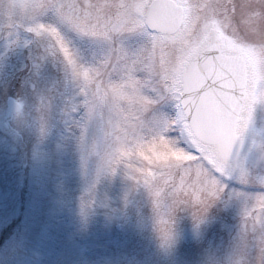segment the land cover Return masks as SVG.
Instances as JSON below:
<instances>
[{"label":"clouds","instance_id":"clouds-1","mask_svg":"<svg viewBox=\"0 0 264 264\" xmlns=\"http://www.w3.org/2000/svg\"><path fill=\"white\" fill-rule=\"evenodd\" d=\"M119 5L42 0L36 21L44 30L24 33L15 49L0 48V143L10 141L25 167L37 144L54 139L57 156L71 152L82 182L81 235L100 214L105 229L120 233L124 243L150 245V264H264V169L242 182L239 170L231 177L217 171L184 142L171 100L163 88L152 91L159 81L149 83L137 62L151 50V37L130 31L96 37L68 17L72 9L82 17L102 7L107 19ZM254 7L264 19V0ZM42 42L50 43L51 55L33 71ZM114 86H122L123 95L114 94ZM173 152L188 159L177 166ZM213 185L217 195H210ZM100 186H115V197L100 194Z\"/></svg>","mask_w":264,"mask_h":264},{"label":"rangeland","instance_id":"rangeland-1","mask_svg":"<svg viewBox=\"0 0 264 264\" xmlns=\"http://www.w3.org/2000/svg\"><path fill=\"white\" fill-rule=\"evenodd\" d=\"M245 4L251 9L238 13L243 18L242 27H234L232 32L225 23L222 37L232 36V40L220 41L228 51L247 57L254 72L252 80L264 81V19L260 11L252 10L253 0H245ZM219 17L227 22V13ZM190 26H183L174 35L176 40H162L161 35L152 32V48L137 62L146 71L149 83L153 77L159 81L153 92L163 88L168 95L169 85L177 95L181 92L188 56L201 44V40H188L193 35ZM45 63L41 58L33 71ZM127 67L129 71L136 70L135 64ZM129 86H133L131 81ZM168 97L172 102L173 98ZM9 144L7 140L0 143V264H150L151 246L131 238L124 243L126 238L120 233L105 229L100 214L91 218L86 235L79 233L82 182L70 151L57 156L54 139L37 144L25 167ZM173 155L177 166L188 159L182 152ZM211 157L217 169L218 155L209 147L204 159ZM163 159L167 161L166 156ZM105 191L115 197L117 188L100 186V194Z\"/></svg>","mask_w":264,"mask_h":264},{"label":"snow or ice","instance_id":"snow-or-ice-1","mask_svg":"<svg viewBox=\"0 0 264 264\" xmlns=\"http://www.w3.org/2000/svg\"><path fill=\"white\" fill-rule=\"evenodd\" d=\"M120 11L115 17L105 18L103 8H97L94 12L89 11L81 14L78 9H72L68 13L70 20L75 19L77 26L83 28L85 31H89L92 36L103 37L105 39H111L113 33H120L125 31L135 32L140 35L149 36L153 31V21L144 13L143 9L146 7L144 0H120ZM168 7L177 8V5L168 4ZM179 13H177V16ZM91 22V23H89ZM44 30L43 25L36 23L31 29L35 34H40ZM17 44L24 39V33L17 32ZM12 36H9L11 41ZM50 39L55 44L62 45L61 39L54 33H50ZM215 42V40H212ZM74 79H79V74L74 72ZM84 80L86 83H90V77L87 73H84ZM114 94L123 95L122 86H114ZM168 95L174 100L181 99L177 93L172 89L171 85L168 86ZM256 95L258 97V103L253 102L250 105L245 104L243 110L239 115H233L229 118L226 125L216 127L209 125L201 128L198 125L190 123L191 117L185 115V110L176 104L175 120L180 136L189 147L197 152L203 159L204 153L208 151L209 146L214 145V150L218 154L219 165L221 173L227 174L231 177L232 172L237 168L232 166L233 157L239 158L240 154L244 151L249 138V130L255 120L257 109L260 106H264V81H261L257 86ZM168 125L167 120L159 122L161 130H166ZM253 149H258L264 154V136H261L259 144L256 143V139L252 138L251 147L248 148L249 152ZM176 152H173V154ZM216 157H214L215 159ZM241 172L242 182L247 181V170L239 168ZM264 182V181H262ZM210 195H217L216 188L213 185L209 189ZM81 213L84 214L83 205L81 206Z\"/></svg>","mask_w":264,"mask_h":264},{"label":"flooded vegetation","instance_id":"flooded-vegetation-1","mask_svg":"<svg viewBox=\"0 0 264 264\" xmlns=\"http://www.w3.org/2000/svg\"><path fill=\"white\" fill-rule=\"evenodd\" d=\"M154 0H144L146 7L143 9L147 15L148 9ZM183 9V23L182 26L186 27V24H191L190 29H193L192 36L188 40H201V44L196 51H192V54L188 56V62L203 49L212 45V40H217L220 51L227 54H239L228 51L223 48V43L220 40H232L231 37H222V26L227 23L230 29L238 28L243 24V18L238 13L243 12L246 8L251 9L249 5L245 4V0H174ZM250 2V0H248ZM111 2V0H108ZM256 4V0H253ZM42 3V0H0V48L5 50H11L17 48L16 33L30 32L31 29L38 23L36 16L39 11L38 5ZM254 4V5H255ZM227 7V10L225 9ZM253 11H260L258 8L253 7ZM227 13V22L223 20L222 13ZM235 13V17L233 16ZM224 22V23H223ZM242 27V26H241ZM198 29V31H197ZM195 30V31H194ZM194 32V33H193ZM236 32V31H235ZM118 35H124V32L116 33ZM176 35V34H175ZM9 36H12L9 41ZM174 35H161L162 40H176ZM26 40V36H24ZM27 46V45H26ZM51 45L48 42H42L38 45L37 61L41 58L48 61V57L51 55ZM254 75L252 65L247 60V86L243 99V110L245 104H251L253 102H259L256 95L258 82L252 80ZM261 136H264V106H260L257 109V114L253 122L252 127L249 130V138L247 145L240 155L236 168H244L247 170V174L251 175L254 172L258 173L261 169H264V154L258 149H253L249 152L248 148L251 147L252 138L256 139V143L259 144ZM259 180L260 177L257 176Z\"/></svg>","mask_w":264,"mask_h":264},{"label":"water","instance_id":"water-1","mask_svg":"<svg viewBox=\"0 0 264 264\" xmlns=\"http://www.w3.org/2000/svg\"><path fill=\"white\" fill-rule=\"evenodd\" d=\"M169 0H156L148 17L153 29L174 34L181 25ZM246 85V65L242 57L221 54L217 47L203 51L190 65L184 76L182 106L190 123L201 128L223 127L233 115H239ZM214 146V145H213ZM237 158L233 157L232 162Z\"/></svg>","mask_w":264,"mask_h":264}]
</instances>
